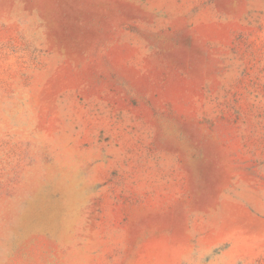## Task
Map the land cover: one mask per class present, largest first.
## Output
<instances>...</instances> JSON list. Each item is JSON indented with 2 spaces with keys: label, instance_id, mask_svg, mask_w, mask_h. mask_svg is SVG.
I'll return each instance as SVG.
<instances>
[{
  "label": "rangeland",
  "instance_id": "1",
  "mask_svg": "<svg viewBox=\"0 0 264 264\" xmlns=\"http://www.w3.org/2000/svg\"><path fill=\"white\" fill-rule=\"evenodd\" d=\"M0 264H264V0H0Z\"/></svg>",
  "mask_w": 264,
  "mask_h": 264
}]
</instances>
